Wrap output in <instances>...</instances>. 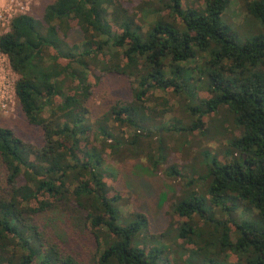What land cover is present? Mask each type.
Segmentation results:
<instances>
[{
  "label": "trees",
  "instance_id": "16d2710c",
  "mask_svg": "<svg viewBox=\"0 0 264 264\" xmlns=\"http://www.w3.org/2000/svg\"><path fill=\"white\" fill-rule=\"evenodd\" d=\"M123 1L50 0L41 18L16 15L0 35L19 111L41 132L27 142L0 125V264H264V33L238 42L222 18L229 0H156L148 24ZM242 1L264 28V0ZM72 25L80 38L70 44ZM91 70L120 74L131 89L130 101L96 120ZM157 91L185 100L189 117L163 133L206 134L211 114L222 116L213 131L231 129L219 152L200 151L203 173L187 180V164L163 171L185 180L170 216L200 221L168 231L191 245L181 254L160 246L164 235L147 247L145 217L123 214L108 180L107 158H142L153 172L166 161L162 113L148 106Z\"/></svg>",
  "mask_w": 264,
  "mask_h": 264
},
{
  "label": "rangeland",
  "instance_id": "374dc122",
  "mask_svg": "<svg viewBox=\"0 0 264 264\" xmlns=\"http://www.w3.org/2000/svg\"><path fill=\"white\" fill-rule=\"evenodd\" d=\"M203 1L182 0V5L201 8L203 7ZM49 2L50 0H0V35L8 32L10 20L16 15L26 13L35 18H41L43 8ZM163 2H166V0H163ZM122 4L133 12L136 18L143 20L146 24L153 21V15L150 14V11L153 8L157 9L156 0H127L123 1ZM243 4L242 0H229L222 16L223 21L230 27L240 43L247 40V38L264 33L260 21L249 14ZM163 14H167V11ZM79 38L78 29L72 25L65 41L72 44L78 41ZM6 58L0 52V125L11 127L20 138L27 142L38 143L40 129L27 124L25 117L19 111L13 86L17 77L10 70ZM95 77H98V79L94 83L93 79ZM89 81L94 86L87 107L91 118L94 120L102 117L108 110L110 103L131 100L130 83L120 74L107 73L99 75L97 70H91ZM154 94L157 99L148 106L153 108L154 112L162 113V116H159V125L162 124L164 129H160L158 139L167 149L164 164L159 165L158 172H153L148 163L142 158L134 160L128 158L120 162L107 158L106 165L110 169L108 174L110 184L123 196L120 207L121 212L123 214L138 213L145 217L147 227L141 238L146 241L147 247L156 246L158 243L155 241V237L164 235L160 238V246H169L174 251V249L178 250L181 245H185L187 248H190L191 245L184 240H174V235L172 233L168 234V231L180 223L198 225L200 221L196 216L192 218V221L170 216L168 207L182 192L185 180L169 179L163 171L173 165L187 164L189 170L187 171V180L190 176H196V173H203V158L200 151L205 149L210 153L219 152L224 148L227 134L231 132V129L227 124H223L221 129L217 130L218 127H216L213 131L212 121H220L222 116L211 114L204 118L207 135L192 132L180 137L176 133H163L166 128L172 129L173 124L177 121L181 122L183 120L185 122L189 118L186 116L181 104L182 102L186 104V101L161 91ZM223 129L227 132L223 133ZM177 136L185 140L180 141ZM206 182L205 179H201L193 183L191 189L200 192L206 186ZM213 212L220 219L225 218L224 214L218 213L217 208H214ZM246 215L241 211L233 213L235 219H242ZM229 228L234 230L230 225ZM184 251L188 253L189 249ZM207 251L209 252V250ZM178 252L181 254L182 251L179 249ZM235 261V257L231 255L228 262L234 263Z\"/></svg>",
  "mask_w": 264,
  "mask_h": 264
},
{
  "label": "built area",
  "instance_id": "2783aa9c",
  "mask_svg": "<svg viewBox=\"0 0 264 264\" xmlns=\"http://www.w3.org/2000/svg\"><path fill=\"white\" fill-rule=\"evenodd\" d=\"M4 55V54H3ZM7 59V58H6ZM9 65V64H8ZM10 68V67H9ZM11 70V69H10Z\"/></svg>",
  "mask_w": 264,
  "mask_h": 264
}]
</instances>
